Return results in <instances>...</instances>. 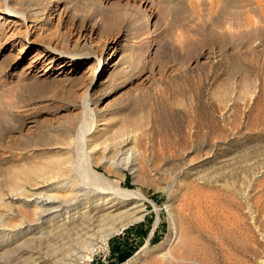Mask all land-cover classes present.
<instances>
[{
	"label": "rangeland",
	"instance_id": "1",
	"mask_svg": "<svg viewBox=\"0 0 264 264\" xmlns=\"http://www.w3.org/2000/svg\"><path fill=\"white\" fill-rule=\"evenodd\" d=\"M190 1L10 0L27 21L0 13V231L33 228L8 244L0 233V264L54 258L55 220L35 221L21 200L75 181L77 131L92 118L96 169L147 200L85 264H127L143 249L138 264H264V24L222 3L197 22ZM124 142L130 165H110Z\"/></svg>",
	"mask_w": 264,
	"mask_h": 264
},
{
	"label": "bare ground",
	"instance_id": "2",
	"mask_svg": "<svg viewBox=\"0 0 264 264\" xmlns=\"http://www.w3.org/2000/svg\"><path fill=\"white\" fill-rule=\"evenodd\" d=\"M205 1L209 5V10L207 11L208 14L206 15L201 13L198 1L196 2L193 0L189 3V8L191 11L190 14L193 15L197 22L204 21L208 18V20H210L209 15H211L217 9L216 5L218 3H222L224 13L226 10H228V8L230 9V7L252 13L257 11V16L249 17L247 19V23L251 28L257 27L258 24H264V0H262L263 2L261 5L259 3L260 0H220L219 2L218 0ZM187 12H189V10ZM0 13H7L8 16H15L23 21H27L26 15L16 9L14 5H11L10 0H0ZM227 23L228 22H226V24ZM226 26L228 28V25ZM246 32H249V30ZM253 33H255V31ZM60 52L69 59H82L86 61L87 59L92 58V53L89 51H84L82 53L64 51ZM87 96L84 98L82 105L85 110V115L91 111L88 106L89 96ZM86 117L88 119V116ZM86 117L84 116V118ZM85 122L86 123L84 124L82 122V126L78 128L76 136L75 145H77L78 148V156L73 165L74 175L76 177L75 181L73 183L65 181L63 184H55L54 187H50V190H41L40 186H43V184H39V186L37 185L38 187H35L34 190L31 188L32 190H29V194L26 193L28 195H24L25 197H22L24 199L21 200L24 205H32L34 207L36 215L35 221L39 222L40 220H55L56 226L53 230H51V232L57 234V241H55V244L50 245L53 249L52 252L54 255L52 257L54 258H50L51 260L48 261V264H85L90 260V257L94 253L108 250L107 241L111 236L118 234L126 226L141 221L144 216V202L147 200V197L140 190L125 188L119 182L107 177L96 169V165L93 163V157L90 152L91 148L88 150V144L92 141L90 137L93 134L95 122L93 118L89 122ZM121 145L122 146L119 150L116 149L118 152L116 156H112L113 159L112 161H109V164L113 165L112 163H114L115 166H117L116 164L124 160V166L128 167L131 163L129 160L130 154H127L129 150L125 148V142ZM110 158L111 156L109 159ZM57 191H64L65 194H57ZM23 194L24 193L22 192V195ZM87 196H92L90 201L85 199ZM33 197L35 199L31 200L30 198ZM151 203L155 207V204L152 201ZM155 210H158L157 207ZM158 216L159 215L157 214V220L154 222L153 226L157 225ZM93 218H98L97 230H94V226L90 227L92 225L91 221ZM4 231L5 230H1L0 233L4 236L3 242L8 244L27 236L33 231V228L29 224L28 227L21 226L18 227L17 230ZM49 233L50 232H41L40 237H45V234L49 235ZM181 238H183V236ZM144 250L145 249L132 257V259H130L127 264H138L139 256L144 252ZM33 262L34 263H32V261L31 263L26 261V264L41 263L38 260H34Z\"/></svg>",
	"mask_w": 264,
	"mask_h": 264
},
{
	"label": "crops",
	"instance_id": "3",
	"mask_svg": "<svg viewBox=\"0 0 264 264\" xmlns=\"http://www.w3.org/2000/svg\"><path fill=\"white\" fill-rule=\"evenodd\" d=\"M134 231L135 230H130L129 232H127V235L126 236L122 235V236L117 237V240H115L112 243L113 251H114V254L115 255L122 254L123 251L130 245V243H131V236H132V233Z\"/></svg>",
	"mask_w": 264,
	"mask_h": 264
},
{
	"label": "water",
	"instance_id": "4",
	"mask_svg": "<svg viewBox=\"0 0 264 264\" xmlns=\"http://www.w3.org/2000/svg\"><path fill=\"white\" fill-rule=\"evenodd\" d=\"M155 227H156V226H152V229L150 230V232H149V234H148V239H150L151 236L153 235V232H154V230H155Z\"/></svg>",
	"mask_w": 264,
	"mask_h": 264
}]
</instances>
